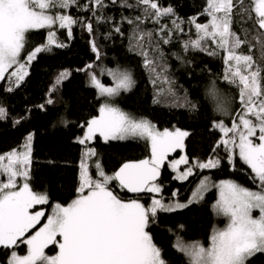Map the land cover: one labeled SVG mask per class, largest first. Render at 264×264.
I'll return each mask as SVG.
<instances>
[{
	"label": "snow or ice",
	"instance_id": "6c2138e0",
	"mask_svg": "<svg viewBox=\"0 0 264 264\" xmlns=\"http://www.w3.org/2000/svg\"><path fill=\"white\" fill-rule=\"evenodd\" d=\"M111 3L115 4L116 0ZM250 3L251 10L244 0H205L201 15L208 19L197 23L196 17H190L187 23L194 27V36L180 41L183 53L198 51L220 58L223 72L219 79L234 90L229 98L220 93L215 82L208 89L207 96L215 101L214 110L229 117L230 126L223 119L212 121V127L222 135L213 147V155L206 160L190 161L185 153L169 161L171 153L178 149L183 152L189 132L175 127L161 131L151 121L136 118L114 103L122 92L135 86L131 71L101 66L100 73L113 81L105 85L92 71L95 63L76 70L88 73L90 85L103 101L99 114L86 122L83 136L76 138L84 146L77 195L66 205L54 203L50 213L37 209L48 204L49 197L34 191L29 182L31 133L18 148L0 154V248L8 252L5 264H167L147 230L150 223L156 221L158 212H174L200 203L213 189L217 198L211 207L217 217L225 220L224 227H213L207 246L201 241L185 242L177 235L174 249L184 255L187 264H248L257 254H264V64L257 63L251 54L242 50L243 46H248L249 52L252 50L247 32L241 29L242 38L233 29L234 14L246 16L255 30L253 40L264 47V0H250ZM107 6L106 0H85L83 4L80 0H0V82L7 81L5 91L12 92L24 82L29 75L28 67L39 54L51 53L53 46L67 47L57 36L58 30H66L71 39L73 27L79 25L92 36L91 50L96 60H100L103 52L93 36L94 22L99 25L113 20L104 14ZM121 6L141 9V15L122 17V21L133 26L130 50L143 58V66L155 88L153 103H159V98L167 95L175 98L173 106L195 110L196 104L188 99L186 90L182 98L177 95L161 48L171 44L174 35L185 31V21L171 6L164 7L159 0H135L134 4L121 0ZM73 7L91 12V16L86 19L69 14L67 10ZM164 18L170 24L162 23ZM149 20L158 27L142 29L140 25ZM32 30H47L46 42L35 46L22 59ZM113 30L123 35L119 24L113 25ZM111 35L109 31L104 39ZM173 55L182 63H191L180 53ZM70 76L71 70L64 69L54 77L47 104L55 103L51 94ZM237 97L239 107L233 108ZM7 118L6 108L0 106V120ZM23 119L14 118L13 122L18 124ZM97 136L105 142L144 140L151 155L126 162L108 174L98 159L93 161L97 152L89 143ZM221 147L224 157L217 154ZM237 157L250 169L246 175L253 188L231 178L213 181L211 176L202 174L206 169H218L222 159L235 171ZM165 162L176 173L175 180L187 181L198 170L201 172L187 202L169 199L165 203L162 195L158 198L162 185L157 181ZM181 165H184L183 171ZM114 182L117 189L135 198H121L113 189ZM146 194H151L147 205L141 201V196ZM177 195L178 190L172 193L173 198ZM178 227L183 229V225ZM21 245L26 247L23 255L16 251ZM50 246L55 249L54 254L46 251Z\"/></svg>",
	"mask_w": 264,
	"mask_h": 264
},
{
	"label": "trees",
	"instance_id": "16d2710c",
	"mask_svg": "<svg viewBox=\"0 0 264 264\" xmlns=\"http://www.w3.org/2000/svg\"><path fill=\"white\" fill-rule=\"evenodd\" d=\"M80 3H85V0H80ZM128 3L134 4L135 0H128ZM159 3L164 7L171 6L176 15L185 21L183 25L185 31L174 35L173 42L161 45V48L177 95L182 98L186 90L188 99L196 104L195 110L173 106L175 98L167 95H162L159 103H153L155 88L149 72L143 66V58L137 51L130 50L133 26L122 21V17L134 18L141 15V9L123 7L121 0H116L115 4L111 3V0H106L108 6L104 9V14L113 17V20L99 25L94 22L93 36L103 52L99 61L131 71L136 81L130 91L122 92L115 98V104L135 115L148 118L159 129L172 130L175 127L186 130L189 136L185 138V151L189 160L193 158L206 160L213 155V147L222 135L218 129L212 127V121L220 120L221 113L214 110L215 103L207 96L208 89L215 82L220 93L229 98L234 95V90L219 79L223 72L220 58L210 57L198 51L182 52L180 41L187 39L189 35L194 36L195 33L194 27L187 23L188 19L196 17L197 23H205L208 19L201 15L206 6L205 0H159ZM244 3L251 10L250 0H244ZM67 11L75 17L83 16L87 19L91 16V12L79 11L76 7ZM162 23L170 24V20L164 18ZM115 24L120 25L123 35L113 30ZM140 27L150 30L158 26L149 20ZM233 29L241 34L242 38L241 29L247 32L252 50L249 52L248 46H243L242 50L251 54L257 63L264 64V47L253 40L255 30L252 22L242 14H234ZM109 31H112L111 37L104 39V35ZM46 39L47 30H32L28 35L26 51L35 43H45ZM90 39L92 36L79 25L73 27L71 39L67 37L66 30H61L60 40L66 43L67 47L53 46L51 53L39 54L29 66V75L14 91H5L6 80L0 82V106L5 107L8 112V118L0 120V154L17 148L29 133L33 135L30 180L34 191L48 195L49 203L41 206L47 213L51 212L54 203L66 205L77 195L79 162L84 146L79 144L76 138L83 133L86 122L99 114L98 109L102 103L96 89L90 85L88 74L76 71L96 61L89 43ZM173 53H180L191 63H182ZM64 69L71 70V76L57 90L55 103L47 104L46 98L54 76ZM40 105L44 107L41 108ZM232 106H239L238 97ZM19 117L24 119L18 124L14 123V118ZM89 146L94 147L97 152L93 161L98 159L103 168L111 174L127 160L142 159L151 155L149 145L140 139L105 142L97 136L95 142H90ZM176 153L177 151L169 156L172 157ZM217 154L221 157L226 155L222 147L217 149ZM161 170L162 176L159 181L163 188L162 193L157 196L162 195L166 201L186 200L201 176L198 170L197 174L189 177L187 181L175 180L174 172L167 162ZM92 172L95 174L94 168ZM246 173H250V169L238 157L235 171L231 170L226 159H222L218 169H206L202 172L203 175L211 176L213 181L231 178L253 188L254 185ZM113 189L123 199L133 198L126 191L117 189L115 182ZM177 190L178 195L173 198L172 193ZM216 198L217 192L213 189L205 194L204 200L200 203H193L174 212H158L156 221L150 223L147 230L152 235L154 243L161 249L162 258L167 264H187L184 255L173 247L177 235L185 242L201 241L207 246L213 227L224 226L225 220L217 217L211 207ZM141 200L147 205L150 203L151 194L142 195ZM179 225H183V229H180ZM18 249L24 251L26 247L21 245ZM46 251L54 254L55 249L50 246ZM7 258L8 252L0 248V264H5ZM248 264H264V254H257Z\"/></svg>",
	"mask_w": 264,
	"mask_h": 264
},
{
	"label": "rangeland",
	"instance_id": "374dc122",
	"mask_svg": "<svg viewBox=\"0 0 264 264\" xmlns=\"http://www.w3.org/2000/svg\"><path fill=\"white\" fill-rule=\"evenodd\" d=\"M55 27V26H54ZM235 31V30H234ZM57 36L59 37V39H60V36H61V30H58L57 31ZM40 44H43V43H40V42H38V43H35L34 45H32L33 47H31L29 50H27V51H25L23 54H22V59L24 58V57H26V55H27V52L28 51H31V50H33L34 49V47L35 46H37V45H40ZM247 54V53H246ZM92 63H95V65H96V67L95 68H93L92 69V71H94V72H96V74H97V76H98V78H100L101 79V81H102V83H104L105 85H111L112 83H113V81H112V79H111V77L110 76H107V75H102L101 73H100V67L101 66H104V67H106V68H109V69H117V68H119L120 70H125V68H122V67H118V66H109V65H106V64H102L99 60H96V61H94V62H92ZM12 70H14V69H12ZM28 70H29V67H28ZM61 72V71H60ZM59 73V72H58ZM57 73V74H58ZM86 74H88L87 72H85ZM56 74V75H57ZM55 75V76H56ZM54 76V77H55ZM132 76H133V74H132ZM88 77V79H89V76H87ZM134 79V78H133ZM54 82V79H53V81H52V83ZM52 85V84H51ZM57 92V91H56ZM56 92L55 93H52L51 94V98L53 99V100H55V96H56ZM49 93L47 94V98H46V101H47V99L49 98ZM103 102V101H102ZM214 103H215V101H214ZM117 105V104H116ZM119 106V105H118ZM121 109H123L124 111H126V112H128V113H130V114H132L134 117H136V118H145V117H142V116H138V115H135V114H133V113H131V112H129V111H127L126 109H124V108H122L121 106H119ZM233 107V106H232ZM239 106H234L233 108H238ZM91 119V118H90ZM89 119V120H90ZM145 119H147V120H149L148 118H145ZM220 119H223L224 121H225V123H228L229 124V126H230V118L229 117H225L223 114H221V118ZM149 121H151V120H149ZM152 122V121H151ZM153 123V122H152ZM154 124V123H153ZM158 128V127H157ZM159 129V128H158ZM86 130V127H85V129H84V131ZM159 130H163V129H159ZM169 130H171V129H169ZM181 130H183V129H181ZM84 131H83V133L79 136V137H82L83 136V134H84ZM184 131H186V130H184ZM95 140L96 139H94L93 141H91V142H95ZM18 148V147H17ZM186 153V151H185V148H184V150H183V152L181 151V150H177V153L175 154V155H171L172 157H168V160L169 161H171V160H173V159H177V158H179V156L180 155H182V154H185ZM91 163V162H90ZM166 163V162H165ZM168 163V162H167ZM183 169H184V165H181L180 166V170L181 171H183ZM105 170V169H104ZM172 170V169H171ZM173 171V170H172ZM174 172V171H173ZM176 175V173L174 172V176ZM220 180H222V179H220ZM30 182V184H31V180L29 181ZM160 185H162V188H163V184L158 180L157 181ZM31 187H32V189L34 190V188H33V186H32V184H31ZM191 194V193H190ZM189 197H190V195H189ZM189 197L186 199V200H184V201H180V202H187V200L189 199ZM159 198V197H158ZM142 201V200H141ZM164 202L165 203H167L168 201H166L165 199H164ZM44 210L47 212V210L44 208ZM48 213H50V212H48ZM254 215H258V212H254ZM224 227V226H223ZM220 228H222V227H220ZM16 251L18 252V253H20L21 255H23L25 252H26V249L24 250V251H21L20 249H16Z\"/></svg>",
	"mask_w": 264,
	"mask_h": 264
},
{
	"label": "water",
	"instance_id": "95a60500",
	"mask_svg": "<svg viewBox=\"0 0 264 264\" xmlns=\"http://www.w3.org/2000/svg\"><path fill=\"white\" fill-rule=\"evenodd\" d=\"M145 158H149V157H145ZM145 158H142V159H145ZM142 159H140V160H142ZM132 161H139V160H128V161H125L124 163H126V162H132ZM124 163H122V164H124ZM122 164H121V165H122ZM119 168H120V167H119ZM119 168H118V169H119ZM118 169H117V170H118ZM117 170H116V171H117ZM161 176H162V170H161V172H160V176L158 177V180L161 178ZM128 194L134 196V195L131 194V193H128Z\"/></svg>",
	"mask_w": 264,
	"mask_h": 264
},
{
	"label": "bare ground",
	"instance_id": "6f19581e",
	"mask_svg": "<svg viewBox=\"0 0 264 264\" xmlns=\"http://www.w3.org/2000/svg\"><path fill=\"white\" fill-rule=\"evenodd\" d=\"M149 157H150V156H149ZM137 160H140V159H137ZM127 161H128V160H127ZM123 163H124V162H123ZM120 166H121V165H120ZM120 166H119V167H120ZM119 167H118V168H119ZM118 168H117V169H118ZM117 169H116V170H117ZM105 171H106V170H105ZM106 172H107V171H106ZM107 173H108V172H107ZM108 174H111V173H108ZM129 195H130V194H129ZM131 196H132V195H131ZM132 197L135 198V196H132Z\"/></svg>",
	"mask_w": 264,
	"mask_h": 264
},
{
	"label": "crops",
	"instance_id": "0c3cea01",
	"mask_svg": "<svg viewBox=\"0 0 264 264\" xmlns=\"http://www.w3.org/2000/svg\"><path fill=\"white\" fill-rule=\"evenodd\" d=\"M40 208H43V207H41V206L37 207V209H40Z\"/></svg>",
	"mask_w": 264,
	"mask_h": 264
}]
</instances>
